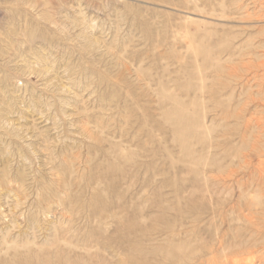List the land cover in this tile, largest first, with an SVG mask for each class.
<instances>
[{
    "label": "rangeland",
    "instance_id": "1",
    "mask_svg": "<svg viewBox=\"0 0 264 264\" xmlns=\"http://www.w3.org/2000/svg\"><path fill=\"white\" fill-rule=\"evenodd\" d=\"M263 130L264 0H0V264H264Z\"/></svg>",
    "mask_w": 264,
    "mask_h": 264
},
{
    "label": "bare ground",
    "instance_id": "2",
    "mask_svg": "<svg viewBox=\"0 0 264 264\" xmlns=\"http://www.w3.org/2000/svg\"><path fill=\"white\" fill-rule=\"evenodd\" d=\"M256 9V8H255ZM65 11V10H64ZM83 16V15H82ZM83 18V17H82ZM77 19V18H76ZM80 23V22H79ZM84 23V22H83ZM41 63V62H40ZM250 122V121H249ZM261 122V121H260ZM251 125V124H250ZM259 128V127H258ZM257 131V130H256ZM261 131V130H260ZM264 131V130H263ZM260 134V133H259ZM257 135V134H256ZM50 138V137H49ZM97 141V140H96ZM100 143H101V141H100ZM259 146V145H258ZM248 148V147H247ZM254 148V147H253ZM255 150H256V148H255ZM258 150V149H257ZM238 153V152H237ZM76 154V153H75ZM59 156V155H58ZM262 158V157H261ZM49 159V158H48ZM71 159V158H70ZM88 159V158H87ZM123 159V158H122ZM93 160V159H92ZM88 161V160H87ZM51 163V162H50ZM70 163V162H69ZM124 163V162H123ZM97 164V163H96ZM96 166V165H95ZM98 167V166H97ZM94 168V167H93ZM62 169V168H61ZM104 170V169H103ZM263 170V169H262ZM49 171V170H48ZM223 171V170H222ZM222 171H221V173H222ZM85 172V171H84ZM224 173V172H223ZM88 174V173H87ZM232 174V173H231ZM259 174H261V173H259ZM63 176V175H62ZM117 176V175H116ZM122 176V175H121ZM223 177V176H222ZM257 177V176H256ZM109 180V179H108ZM121 180V179H120ZM220 180V179H219ZM90 181V180H89ZM95 181V180H94ZM101 182V181H100ZM67 183V182H66ZM99 183V182H98ZM224 184V183H223ZM109 185V184H108ZM92 186V185H91ZM107 187V186H106ZM82 189V188H81ZM85 189V188H84ZM100 190V189H99ZM83 191V190H82ZM95 191V190H94ZM211 191V190H210ZM117 193V192H116ZM120 195V194H119ZM263 195H264V193H263ZM64 196V195H63ZM97 196H99V195H97ZM211 196V195H210ZM122 198V197H121ZM185 198V197H184ZM93 199V198H92ZM198 201V200H197ZM105 202V201H104ZM204 202V201H203ZM207 202V201H206ZM129 203V202H128ZM183 203V202H182ZM196 204V203H195ZM243 204V203H242ZM94 206V205H93ZM240 207H241V205H239ZM126 207V206H125ZM238 208V207H237ZM126 209V208H125ZM263 209V208H262ZM124 210V209H123ZM203 210V209H202ZM244 211V210H243ZM259 212V211H258ZM253 214V213H252ZM198 215V214H197ZM195 216V215H194ZM252 216V215H251ZM254 216V215H253ZM193 217V216H192ZM191 218V217H190ZM222 221V220H221ZM218 222V221H217ZM199 223V222H198ZM212 223V222H211ZM200 226V225H199ZM211 226V225H210ZM260 227V226H259ZM237 228V227H236ZM258 228V227H257ZM253 229V228H252ZM225 230V229H224ZM256 230V229H255ZM199 231V230H198ZM262 231H264V230H262ZM202 232V231H201ZM231 232V231H230ZM242 232V231H241ZM217 234V233H216ZM256 234V233H255ZM211 236V235H210ZM254 236V235H253ZM234 238V237H233ZM227 241V240H226ZM224 243V242H223ZM242 243H244V242H242ZM232 244V243H231ZM230 245V244H229ZM254 245V244H253ZM263 246V245H262ZM212 247V246H211ZM252 247V246H251ZM250 248V247H249ZM251 249V248H250ZM248 251V250H247ZM218 252V251H217ZM241 252V251H240ZM264 252V251H263ZM244 253V252H243ZM212 254V253H211ZM181 255V254H180ZM192 255V254H191ZM252 255V254H251ZM186 256V255H185ZM182 257V256H181ZM184 257V256H183ZM243 257V256H242ZM130 258V257H129ZM186 258V257H185ZM184 258V259H185ZM222 258V257H221ZM227 259H228V257H227ZM243 259V258H242ZM179 260V259H178ZM217 260V259H216ZM180 261V260H179ZM253 261V260H252ZM222 262V261H221ZM180 263V262H179ZM263 263V262H262ZM235 264V263H234ZM243 264H245V263H243Z\"/></svg>",
    "mask_w": 264,
    "mask_h": 264
}]
</instances>
